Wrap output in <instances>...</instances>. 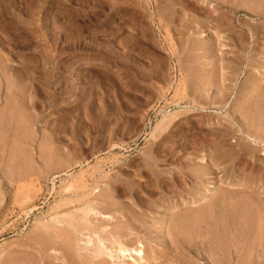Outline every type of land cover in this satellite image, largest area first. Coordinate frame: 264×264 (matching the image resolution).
<instances>
[{
  "label": "rangeland",
  "instance_id": "1",
  "mask_svg": "<svg viewBox=\"0 0 264 264\" xmlns=\"http://www.w3.org/2000/svg\"><path fill=\"white\" fill-rule=\"evenodd\" d=\"M263 123L264 0H0V264H264Z\"/></svg>",
  "mask_w": 264,
  "mask_h": 264
},
{
  "label": "bare ground",
  "instance_id": "2",
  "mask_svg": "<svg viewBox=\"0 0 264 264\" xmlns=\"http://www.w3.org/2000/svg\"><path fill=\"white\" fill-rule=\"evenodd\" d=\"M243 1V0H242ZM203 2V1H202ZM233 2V1H232ZM250 3V2H249ZM257 3V2H256ZM260 3V2H259ZM259 3H258V5H259ZM234 4H235V1H234ZM253 4V3H252ZM255 5V4H254ZM262 6V5H261ZM199 7V6H198ZM234 7V6H233ZM247 7V6H246ZM252 7V6H251ZM202 9V8H201ZM244 9V8H243ZM203 10V9H202ZM252 10H253V7H252ZM260 10V9H259ZM235 12V11H234ZM210 15V14H209ZM256 17V16H255ZM219 18V17H218ZM219 20V19H218ZM197 22V21H196ZM216 25V24H215ZM222 26V25H221ZM229 28V27H228ZM202 33V32H201ZM204 34V33H203ZM202 34V35H203ZM201 35V36H202ZM205 35V34H204ZM219 37V36H218ZM242 39V38H241ZM220 41V40H219ZM221 43V42H220ZM220 45H222L221 47H223V43H221ZM225 46V45H224ZM253 86V85H252ZM252 89V88H251ZM250 91V90H249ZM217 95V94H216ZM200 96V95H199ZM251 98V97H250ZM201 99V98H200ZM251 100V99H250ZM249 101V100H248ZM256 101V100H255ZM263 104V103H262ZM244 106V105H243ZM241 108V107H240ZM192 109V108H191ZM253 109V108H252ZM260 110V109H259ZM245 111V110H244ZM243 111V112H244ZM255 111H256V109H255ZM262 111V110H261ZM259 112V111H258ZM255 113V112H254ZM257 115V114H256ZM245 116H246V114H245ZM244 118H246V117H244ZM244 118H242V119H244ZM252 118V117H251ZM258 118H259V115H258ZM245 120V119H244ZM257 121V120H256ZM261 121H262V119H261ZM159 122V121H158ZM171 122H173V117H172V115H170V116H167V117H164L162 120H160V122L158 123V124H156V127H160V128H164V127H162V126H164V125H166V127H167V125L168 124H170ZM234 122V121H233ZM259 122V121H258ZM236 123V122H235ZM239 123V122H238ZM245 123V122H244ZM247 123V122H246ZM264 124V123H263ZM246 125V124H245ZM244 126V125H243ZM252 126V125H251ZM260 126V125H259ZM156 127H155V129H156ZM253 127V126H252ZM159 128V129H160ZM257 128V127H256ZM263 128V127H262ZM258 129V128H257ZM248 130V129H247ZM250 130V129H249ZM246 131V130H245ZM251 131V130H250ZM249 131V132H250ZM251 133V132H250ZM250 133H246V137L249 139V141L251 142L252 141V144H254V146H255V144H257V143H260L261 141H260V139L258 138V137H261V136H254V135H252V134H250ZM258 133V132H257ZM264 132H262V134H263ZM262 139V138H261ZM264 144V143H263ZM257 146H258V144H257ZM256 148V147H255ZM250 154V153H249ZM252 154V153H251ZM263 155V154H262ZM201 157V156H200ZM54 158V157H53ZM258 158V157H257ZM115 160V159H114ZM201 160H202V162H205L206 161V159H205V157L202 155V157H201ZM50 161V160H49ZM118 161V160H117ZM57 162H58V160H57ZM57 162H55V163H57ZM123 162V161H122ZM208 162V161H207ZM46 163H48L47 161H46ZM115 163H116V161H115ZM263 163V162H262ZM150 164V163H149ZM55 165V164H54ZM203 165H205V164H203ZM208 165V164H207ZM59 166V165H58ZM30 167V166H29ZM45 167H46V165H45ZM54 167V166H53ZM24 170H22V172H23ZM31 172V171H30ZM53 172V171H52ZM24 173H25V171H24ZM24 173H22V174H16V176H18L19 178L21 177V178H23V177H25V175H24ZM63 173V172H62ZM25 174H27V173H25ZM29 174V173H28ZM31 174V173H30ZM84 174V173H83ZM96 174V173H95ZM46 175V174H45ZM82 175V174H81ZM107 175V174H106ZM54 176V175H53ZM59 176V175H58ZM27 177V176H26ZM57 177V176H56ZM93 177H95V176H93ZM99 177V176H98ZM82 179V178H81ZM93 179V178H92ZM95 179V178H94ZM99 179V178H98ZM103 179H104V177H103ZM109 179V178H108ZM81 181H83V180H81ZM119 181H122L121 179H118V178H115L114 180L113 179H111V180H109L108 181V183H107V186H106V184L104 185L103 183V186H106V187H108L109 186V188L108 189H104L103 188V186L101 187V185L100 184H96L95 185V187L92 189V193H91V195H92V198L91 197H89L87 200H85V202H84V204L86 205V207L83 209V211H82V213H81V215H79V213L77 214V210H76V214H77V216H81V219L82 220H84L83 222L84 223H87V221H88V224H86L87 226H88V228H85V230L87 229V231H88V229H89V231H90V228H89V225L91 226V224H89V223H91L92 221H93V219L94 218H98V219H102V220H104V221H107V219L108 220H112L113 221V216H111L110 214H105V213H103V212H100V211H102V210H98V208L96 207V205H98V206H102V205H104V204H106V206H115L116 204L114 203L115 201H113V199H115V198H113L114 196H113V194H112V192H110V190L109 189H111V191L113 190V189H116L117 187H119L118 185H116ZM79 182V181H78ZM95 183H97V182H95ZM126 183V182H125ZM127 183H129V182H127ZM166 183H168V184H170L169 186H170V188L169 189H174V186L173 185H175L174 183L175 182H173V180H168ZM89 184V183H88ZM179 184V183H178ZM79 185V184H78ZM121 185V184H120ZM125 185V184H124ZM123 185V186H124ZM130 185V184H129ZM71 186V185H70ZM122 186V185H121ZM120 186V187H121ZM126 186V185H125ZM139 186V185H138ZM175 186H177V185H175ZM234 186V185H233ZM260 186V185H259ZM70 188V187H69ZM179 188H180V186H179ZM209 188V187H208ZM260 188V187H259ZM90 189V188H89ZM177 189V188H176ZM175 190V189H174ZM208 190V189H207ZM180 191V190H179ZM209 191V190H208ZM110 192V193H109ZM170 192V191H169ZM204 192L205 193H203V195H201V199H200V201L199 202H201L200 204H202V203H204V200L206 199V196L207 195H209L207 192H206V189L204 190ZM260 192V191H259ZM51 193V192H50ZM173 193H174V191H173ZM202 193V192H201ZM257 193V192H256ZM165 195V194H164ZM175 195V194H174ZM198 195H200V194H198ZM177 197H179V196H177ZM199 197V196H198ZM81 198V197H80ZM166 198V197H165ZM222 198H223V196H222ZM167 199V198H166ZM184 199V198H183ZM168 200V199H167ZM191 200V199H190ZM80 201V200H79ZM117 201V200H116ZM184 202H183V204H185L184 206H190V205H195L196 204V206H197V202H196V200H193V201H188V200H183ZM262 201V200H261ZM169 203V202H168ZM209 204V203H208ZM215 204V203H214ZM174 205H176V204H174ZM211 205H212V203H211ZM262 205V204H261ZM105 206V205H104ZM153 206V205H152ZM207 206V205H206ZM263 206V205H262ZM37 207V206H36ZM116 207V206H115ZM118 207V206H117ZM175 207V206H174ZM195 207V206H194ZM200 207H201V205H200ZM203 207V206H202ZM101 207H99V209H100ZM102 208H103V206H102ZM106 208H108V207H106ZM105 208V209H106ZM120 208V207H119ZM176 208H178L177 206H176ZM180 208V207H179ZM178 208V209H179ZM121 209V208H120ZM154 209V208H153ZM173 209V208H172ZM175 209V208H174ZM173 209V210H174ZM189 209H191L190 207H189ZM107 210V209H106ZM110 210V209H109ZM117 210H118V208H117ZM151 210V209H150ZM209 210V209H208ZM70 211V210H69ZM69 211H67V212H69ZM79 211V210H78ZM165 211V210H164ZM188 211V210H187ZM65 212V211H64ZM81 212V211H80ZM151 212V211H150ZM194 212V211H193ZM66 213V212H65ZM71 213V212H70ZM74 213V212H73ZM178 213V212H177ZM201 213H202V211H201ZM206 213V212H205ZM246 213V212H245ZM56 214V213H55ZM76 214H74V216H76ZM185 213H182V215H183V217L186 215H184ZM190 214V213H189ZM226 214V213H225ZM232 214V213H231ZM70 215V214H69ZM72 215V214H71ZM134 215V214H133ZM165 215V214H164ZM193 214H191V216H192ZM249 215V214H248ZM56 216V215H55ZM73 216V217H74ZM76 216V217H77ZM115 216V215H114ZM227 216H229V215H227ZM76 217H74V218H76ZM174 217V216H173ZM179 217H181V216H179ZM178 217V218H179ZM187 217V216H186ZM185 217V218H186ZM241 217V216H240ZM79 218V220H80V217H78ZM78 218H76V219H78ZM156 218V217H155ZM184 218V219H185ZM259 218V217H258ZM71 219V218H70ZM75 219V221H76V223L78 222V220H76ZM171 219V218H170ZM177 219V218H176ZM57 220V219H56ZM81 220V221H82ZM181 220V219H180ZM214 220V219H213ZM222 220V219H221ZM224 220V219H223ZM243 220V219H242ZM249 220V219H248ZM55 221V220H54ZM58 221H59V219H58ZM74 221V222H75ZM80 221V222H81ZM170 221H172V220H170ZM186 221V220H185ZM246 221H247V219H246ZM61 222V221H60ZM69 221H67L66 223H68ZM73 222V221H72ZM71 222V223H72ZM209 222V221H208ZM211 222V221H210ZM54 223V222H53ZM70 223V222H69ZM76 223H74L75 225H78V223L76 224ZM82 223V222H81ZM84 223H82L80 226L81 227H78L80 230H81V228L83 227V224ZM222 223V222H221ZM240 223V222H239ZM245 223H247V222H245ZM252 223V222H251ZM58 224V223H57ZM61 224V223H60ZM80 224V223H79ZM93 224V223H92ZM95 224H97L96 223V220H95ZM211 224V223H210ZM64 225V224H63ZM65 225H67V224H65ZM64 225V226H65ZM71 225V224H70ZM157 225V224H156ZM239 225V224H238ZM61 226V225H60ZM79 226V225H78ZM108 226V225H107ZM159 226V225H158ZM223 226V225H222ZM66 227V226H65ZM69 227V226H68ZM76 227V226H75ZM74 227V228H75ZM93 227H96V226H93ZM93 227H91V228H93ZM224 227V226H223ZM250 227V226H249ZM261 227V226H260ZM73 228V227H72ZM77 228V227H76ZM75 228V229H76ZM84 228H82V229H84ZM97 228V227H96ZM101 228V227H100ZM177 228V227H176ZM245 228V227H244ZM243 228V229H244ZM70 229V228H69ZM74 229V230H75ZM95 229V228H94ZM242 229V228H241ZM79 230V231H80ZM101 230V229H100ZM102 230H107V227H104V228H102ZM78 231V230H77ZM86 231V232H87ZM91 231H92V229H91ZM97 231V230H96ZM121 231V230H120ZM171 231V230H170ZM169 231V232H170ZM250 231V230H249ZM64 232V231H63ZM71 232V231H70ZM83 232V231H82ZM98 232V231H97ZM108 232V231H107ZM60 233V232H59ZM78 233V232H77ZM93 233V232H92ZM96 233V232H95ZM103 233V232H102ZM244 233V232H243ZM258 233V232H257ZM90 234V233H89ZM98 234H100L99 232H98ZM97 234V235H98ZM108 234V233H107ZM115 234V233H114ZM113 234V235H114ZM259 234H261V233H259ZM264 234V233H263ZM262 234V235H263ZM51 235V234H50ZM80 235V234H79ZM226 235V234H225ZM224 235V236H225ZM102 236V235H101ZM100 235L97 237L98 239H99V242H100V245L102 246L101 248H98L99 246H97V250H99L98 251V253L99 254H101L102 252H104V250L102 251L101 249H107L108 251H109V253H110V257L111 258H113V259H118L119 261H121V262H126L125 261V258L127 257V252L128 251H130V250H133V252L134 253H137L138 254V256L141 258V257H143L144 258V253H143V249H142V244H140V245H138L137 246V248H132V249H130L128 246H124L121 242H118L119 240H117V241H115L116 243H118V247H107L106 245H105V238L104 237H101ZM111 236V235H110ZM218 236V235H217ZM231 236V235H230ZM234 236V235H233ZM242 236V235H241ZM114 237H116V236H114ZM113 237V238H114ZM202 237V236H201ZM221 237V236H220ZM260 237V236H259ZM44 238V237H43ZM107 238V237H106ZM111 238V237H110ZM125 238V237H124ZM247 238V237H246ZM39 239V238H38ZM239 239V238H238ZM112 240V239H111ZM111 240H109V241H111ZM234 240V239H233ZM52 241V240H51ZM71 241V240H70ZM75 241V240H74ZM92 241V240H91ZM137 241V240H136ZM218 241H220V240H218ZM59 242V241H58ZM93 242V241H92ZM89 243V242H88ZM113 244V243H112ZM137 245V244H136ZM135 245V246H136ZM218 245V244H217ZM94 246V245H93ZM144 246V245H143ZM74 247V246H73ZM89 247V246H88ZM95 247V246H94ZM53 248V247H52ZM69 248V247H68ZM67 248V249H68ZM72 248V247H71ZM114 248V249H113ZM144 248V247H143ZM87 249V248H86ZM71 250H73V249H71ZM87 251H89V250H87ZM75 253V252H74ZM92 253V252H91ZM102 254H104V253H102ZM107 254V253H106ZM107 256H109V255H107ZM104 259V258H103ZM110 259V258H109ZM112 260V259H111ZM113 263H115V262H113Z\"/></svg>",
  "mask_w": 264,
  "mask_h": 264
}]
</instances>
